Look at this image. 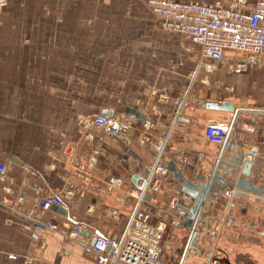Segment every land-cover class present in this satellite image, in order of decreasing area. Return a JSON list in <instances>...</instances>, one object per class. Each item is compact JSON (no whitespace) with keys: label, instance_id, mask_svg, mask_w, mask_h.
<instances>
[{"label":"crops","instance_id":"1","mask_svg":"<svg viewBox=\"0 0 264 264\" xmlns=\"http://www.w3.org/2000/svg\"><path fill=\"white\" fill-rule=\"evenodd\" d=\"M198 50L186 35L164 29L143 0H9L0 8V162L7 165L0 181V264H97L59 231L33 228L36 200L73 189L75 196L64 200L66 216L53 206L45 218L57 213L60 225L81 221L120 240L138 204L127 196L139 186L132 181L135 171L146 174L162 152L199 183L195 177L207 174L208 162L220 156L222 145L208 143L204 129L212 122L230 125L233 113L209 108L212 101H232L238 110L222 160L230 165L238 148L244 163L254 161L253 185L263 188L236 189L234 223L218 246L223 251L236 242L230 247L232 264H264V60L233 71L218 62L207 73ZM155 90L168 91L169 99L159 100ZM183 98L193 107L181 104ZM131 108L146 118L128 113ZM104 110L134 116L129 140L83 125ZM179 114L189 121L178 123ZM197 153L204 157L194 173ZM110 176L124 179L123 187L107 191ZM245 176L229 170L226 177L231 182ZM167 188L164 184L155 199L169 201ZM227 188L211 195L195 216L197 230L204 229L195 246L210 245V232L228 206ZM145 206L149 213L143 218L157 222L156 205ZM111 209L119 211L117 218L109 215ZM168 228L178 264H202L200 252L187 255L192 230Z\"/></svg>","mask_w":264,"mask_h":264},{"label":"built area","instance_id":"2","mask_svg":"<svg viewBox=\"0 0 264 264\" xmlns=\"http://www.w3.org/2000/svg\"><path fill=\"white\" fill-rule=\"evenodd\" d=\"M8 1L0 0V8L7 5ZM143 1L160 19L164 29L182 33L199 45L196 57L207 73L212 72L216 67L215 63L218 62L233 71L245 69L248 65L264 60V0L256 3L249 0H219L212 5L175 0ZM240 53L244 56H238ZM153 94L161 101H167L170 97L168 91L159 93L155 90ZM181 104L193 107V103L184 98L181 99ZM177 121L183 125L189 119L179 114ZM133 124L132 115L108 113L92 115L83 123L84 126L95 127L121 140H129ZM204 132L206 141L211 144L223 145L228 139L226 127L219 123H209L205 126ZM155 157L154 163L147 167V173L140 175L141 184L127 191V196L136 198L138 204L120 240L115 241L110 236L99 234L95 226L81 221L60 225L57 213L49 219L45 218L46 212L53 206L67 211L64 200L75 196L73 189L40 195L31 211L33 228L42 233L59 231L64 239L80 243L84 254L97 264H166L163 240L167 228L185 227L186 219L189 217L185 207H191L193 197L184 190L183 181L168 170L166 164L173 159L166 160L162 152ZM203 157V153L196 154L195 165L191 163L194 173ZM248 157L252 159L253 155L248 154ZM93 162L94 166L95 159ZM178 168L182 171L180 167ZM6 169L7 165L0 162V181L4 179ZM124 182L121 177L110 176L107 179V191L121 189ZM164 184L168 186L166 196L170 195L167 202L158 201L154 197L162 190ZM229 187L232 188L225 191L228 206L219 214L216 227L210 232L212 236L210 245L207 248L195 246L203 255L202 264H221L222 251L218 242L220 237L227 233L226 229L234 223L230 207L236 188ZM148 194L151 195L150 200H147ZM3 202L8 203L5 199ZM147 203L156 205L158 217L156 223L143 218V214L149 213L145 206ZM109 215L117 218L119 211L111 209ZM195 231L200 234L204 229L200 227L198 231L196 227ZM32 261L33 259L29 258V262Z\"/></svg>","mask_w":264,"mask_h":264},{"label":"water","instance_id":"3","mask_svg":"<svg viewBox=\"0 0 264 264\" xmlns=\"http://www.w3.org/2000/svg\"><path fill=\"white\" fill-rule=\"evenodd\" d=\"M209 108L211 109H215V110H221V111H229L233 113V119L232 122L230 123V125H224L228 131V139L227 141L222 145L221 148V152L220 155L223 154L224 151H226L230 146H231V142H230V134L232 131V128H234L235 123L237 121L238 118V110H236V108L233 105L232 101H225L223 103V105H219L218 102H209L207 105ZM127 112L130 114L135 115L137 118L140 119H145L146 116L144 114H142L141 112L137 111L134 108L131 109H127ZM102 113H108L110 115L114 114V111H110V110H104L102 111ZM235 154L234 155H230L228 162H230L231 164L228 165H224L223 169V173L222 174H217V177H219V181L222 183V185H218L216 184V182H214V177H208V180L206 178V176L199 174L197 176V180L199 181V183H195L194 180L190 179L189 176L185 175L176 165V161L172 160L169 163L166 164V166L168 167V170L175 175L177 178L181 179L183 181V185H184V190L186 192H188L189 194L192 195L193 199H195V203L192 207H185V210L187 212H189V217L186 219V223H185V227L189 228L192 230V236H191V240L187 245V255L190 256L193 252L194 255H198L199 254V250L195 247V243L199 240L200 234L198 232L195 231V226L197 223V221L199 220V217L195 220V216L203 210L204 205H208V201H209V197L213 194H218L221 191H223L225 188H227L228 186H234L236 187V189H242L248 192H254V193H259L262 192L263 189L261 187L255 186L253 185L252 181L250 180L249 176H252L251 173V168L253 165V160H249L246 161L244 163V158H245V153H241L238 152V148L234 149ZM242 168V169H241ZM241 171L242 174L246 175L245 178L244 177H240L236 180H232L231 182H228L227 180V174L228 171ZM139 171H135V175H133L132 177V181L135 184H139L140 182V176L138 175ZM254 176V175H253ZM216 177V178H217ZM216 181V180H215ZM151 199V195L148 194L147 195V200ZM55 208L58 209V212L61 215L66 216L67 211L58 208L57 206H55ZM194 220L196 222H194ZM99 234H102L99 232Z\"/></svg>","mask_w":264,"mask_h":264},{"label":"rangeland","instance_id":"4","mask_svg":"<svg viewBox=\"0 0 264 264\" xmlns=\"http://www.w3.org/2000/svg\"><path fill=\"white\" fill-rule=\"evenodd\" d=\"M155 220H152V223ZM156 223V222H155ZM169 231V228H167V232ZM169 233V232H168ZM166 233L164 236V240H163V244H164V255H165V262L166 264H178L177 259L179 258L178 256H176V254L178 252H175L171 246V239H170V235ZM240 237L237 238V241ZM227 244H229V242H226ZM169 244V248H167ZM236 242H233L232 244H229L227 246L226 249H223L222 251V255H221V264H232V260L234 259V253L231 252V248L233 245H235ZM256 246V245H255ZM183 247V246H182ZM260 247V246H259ZM261 248V247H260ZM181 248L179 247L177 250H180ZM264 249V247H263ZM178 255V254H177Z\"/></svg>","mask_w":264,"mask_h":264},{"label":"flooded vegetation","instance_id":"5","mask_svg":"<svg viewBox=\"0 0 264 264\" xmlns=\"http://www.w3.org/2000/svg\"><path fill=\"white\" fill-rule=\"evenodd\" d=\"M224 165H226V161L222 160V154H221L214 161H209L208 162V166L210 168L209 172L207 174H202L201 173V175L206 176L207 180H208V177H214V182H216L217 186L218 185L220 186V185H222V183L219 181V177H217V174H219V171H218L219 168H223Z\"/></svg>","mask_w":264,"mask_h":264}]
</instances>
